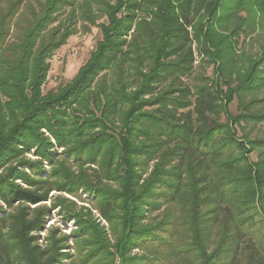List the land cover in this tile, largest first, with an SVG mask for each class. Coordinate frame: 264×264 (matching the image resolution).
<instances>
[{
    "label": "trees",
    "instance_id": "trees-1",
    "mask_svg": "<svg viewBox=\"0 0 264 264\" xmlns=\"http://www.w3.org/2000/svg\"><path fill=\"white\" fill-rule=\"evenodd\" d=\"M79 24L101 38L45 93ZM263 88L264 0H0V264H264V139L237 135L264 112L230 110Z\"/></svg>",
    "mask_w": 264,
    "mask_h": 264
},
{
    "label": "rangeland",
    "instance_id": "rangeland-1",
    "mask_svg": "<svg viewBox=\"0 0 264 264\" xmlns=\"http://www.w3.org/2000/svg\"><path fill=\"white\" fill-rule=\"evenodd\" d=\"M245 15V12H243ZM105 20V18H99L97 24L100 21ZM79 30L77 33L70 36L68 39V43L63 45L60 49L55 52L51 59V68L48 75V78L45 82L44 92H48L50 90H58V88L64 86L67 82H69L72 77H74L78 73V69L86 63L88 58L90 57L91 52L96 48L99 38H101V30L97 25H90V30L86 27H81V24L78 25ZM232 26L231 28H233ZM239 41V51L246 52V55H255L260 47V44L263 42L260 31L257 32L252 28L248 27L247 31H241L239 38L236 37ZM196 45H194L195 48ZM196 67L198 74H204L206 76L213 77L215 67L212 63L204 60L203 57L197 55L196 53ZM257 98L264 99V88L256 94ZM230 110L235 115L240 113L249 112L252 114L259 115L261 112H264V102H259L254 104L250 110L244 111L239 108V100L236 98L230 105ZM242 125H238V133L239 137H243L246 140H260L264 139V120H260V122H256L254 120L247 119L246 121H242ZM263 147L254 145V150L250 154V158L252 161H258L260 159L261 151ZM49 164H46V168H49ZM68 196V195H67ZM73 200H78L76 198H72ZM79 204H84V202L79 201ZM87 205V204H86ZM96 212V210H94ZM97 216H100L97 212L95 213ZM53 219H50L47 225H54L59 227L61 231L66 233H71L75 227L76 223L73 221H63L61 216L57 215V213H53ZM106 225L108 224L106 220L103 221ZM45 235V232L42 233ZM70 243L73 245L72 241ZM74 249H72V252ZM136 252L138 250H135ZM142 253V251H138ZM64 264H69V261Z\"/></svg>",
    "mask_w": 264,
    "mask_h": 264
}]
</instances>
